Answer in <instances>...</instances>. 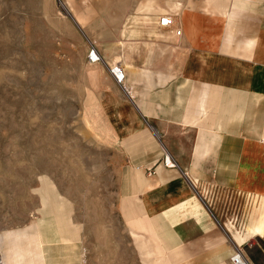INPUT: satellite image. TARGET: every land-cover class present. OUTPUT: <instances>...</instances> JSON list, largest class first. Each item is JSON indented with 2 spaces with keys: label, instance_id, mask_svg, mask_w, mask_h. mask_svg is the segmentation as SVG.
Returning a JSON list of instances; mask_svg holds the SVG:
<instances>
[{
  "label": "rangeland",
  "instance_id": "374dc122",
  "mask_svg": "<svg viewBox=\"0 0 264 264\" xmlns=\"http://www.w3.org/2000/svg\"><path fill=\"white\" fill-rule=\"evenodd\" d=\"M61 1L70 16L59 0H0V264H141L121 212L126 134L113 115L125 117L130 90L110 63L120 58L126 76L168 62L184 12L221 29L231 0ZM160 16L174 26L157 27ZM52 214L60 243L41 226Z\"/></svg>",
  "mask_w": 264,
  "mask_h": 264
},
{
  "label": "crops",
  "instance_id": "0c3cea01",
  "mask_svg": "<svg viewBox=\"0 0 264 264\" xmlns=\"http://www.w3.org/2000/svg\"><path fill=\"white\" fill-rule=\"evenodd\" d=\"M229 13L221 29L192 13L196 38L182 14L172 59L128 67L131 106L113 115L141 264H231L236 247L264 264V0H231Z\"/></svg>",
  "mask_w": 264,
  "mask_h": 264
},
{
  "label": "bare ground",
  "instance_id": "6f19581e",
  "mask_svg": "<svg viewBox=\"0 0 264 264\" xmlns=\"http://www.w3.org/2000/svg\"><path fill=\"white\" fill-rule=\"evenodd\" d=\"M59 4L61 6V8L63 9V11L66 12L67 15H71L69 14V10L68 8L66 7V5L61 1L59 0ZM150 7L152 5L148 4ZM161 11H163V9H161ZM183 20H184V26H185V29H186V32L187 34H189V36H191L192 38H196V34H197V30H196V26H195V18L194 16L192 15L191 12L189 11H186L183 13ZM79 25V23H77ZM199 33V32H198ZM124 34V33H123ZM155 37L158 38V37H162L160 34H157L155 33ZM135 42V41H134ZM133 43V42H132ZM153 44V43H152ZM120 48V47H119ZM133 48V47H132ZM147 49V48H146ZM123 55V54H122ZM150 57V56H149ZM120 59V58H119ZM119 59H114L113 61H111V66H113L112 68L115 67V65L118 64V60ZM149 60V59H148ZM121 62V61H120ZM122 64V63H121ZM49 198V197H48ZM48 213V212H47ZM49 214V213H48ZM55 218L57 219V217L52 214L51 217L49 219H42L41 220V226L43 227L44 229V232L46 234V241L48 243H60L62 241H65L66 239H68L66 236L62 235L61 233H58L59 230H58V225L60 224L59 221L55 220ZM49 221V222H48ZM50 224V225H48ZM61 224L63 225L62 227H65L67 228L69 231V229H71V224L70 222L67 220L65 221L64 218L61 219ZM61 226V225H60ZM52 227V228H51ZM72 235H76V229L73 230V234ZM48 245V244H46ZM65 256V255H64ZM58 258V257H57ZM53 259V258H52ZM72 256H65V259H64V262L67 263V264H73L72 263ZM51 264H60V262H56V261H53L51 260L50 261ZM5 264H9V263H6Z\"/></svg>",
  "mask_w": 264,
  "mask_h": 264
},
{
  "label": "built area",
  "instance_id": "2783aa9c",
  "mask_svg": "<svg viewBox=\"0 0 264 264\" xmlns=\"http://www.w3.org/2000/svg\"><path fill=\"white\" fill-rule=\"evenodd\" d=\"M175 24V18L173 16H163L159 20V26L162 28H169L174 26ZM177 35L181 34L180 30L176 31ZM89 60L91 62H99L101 60V57L99 56L98 52L95 50V48H92L90 50ZM111 73L115 79V81L118 84H122L125 80V73L122 67L116 66L111 69ZM126 91V90H125ZM163 164L167 168H177L178 164L175 161V159L166 151L164 150V156H163ZM152 174H154V171H151ZM231 264H248L243 256V252L239 247H236L234 249L233 254L230 257Z\"/></svg>",
  "mask_w": 264,
  "mask_h": 264
}]
</instances>
